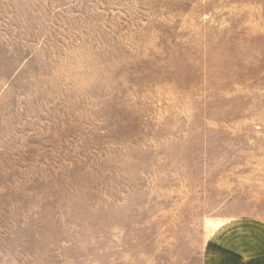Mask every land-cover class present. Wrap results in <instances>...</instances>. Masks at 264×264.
Listing matches in <instances>:
<instances>
[{"label": "rangeland", "instance_id": "374dc122", "mask_svg": "<svg viewBox=\"0 0 264 264\" xmlns=\"http://www.w3.org/2000/svg\"><path fill=\"white\" fill-rule=\"evenodd\" d=\"M236 219L264 227V0H0V264H203Z\"/></svg>", "mask_w": 264, "mask_h": 264}, {"label": "crops", "instance_id": "0c3cea01", "mask_svg": "<svg viewBox=\"0 0 264 264\" xmlns=\"http://www.w3.org/2000/svg\"><path fill=\"white\" fill-rule=\"evenodd\" d=\"M263 247V225L236 219L211 236L203 264H264Z\"/></svg>", "mask_w": 264, "mask_h": 264}]
</instances>
